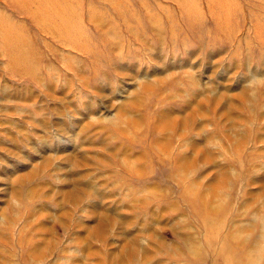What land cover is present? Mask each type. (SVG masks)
<instances>
[{
    "label": "rangeland",
    "instance_id": "1",
    "mask_svg": "<svg viewBox=\"0 0 264 264\" xmlns=\"http://www.w3.org/2000/svg\"><path fill=\"white\" fill-rule=\"evenodd\" d=\"M0 264H264V0H0Z\"/></svg>",
    "mask_w": 264,
    "mask_h": 264
},
{
    "label": "bare ground",
    "instance_id": "2",
    "mask_svg": "<svg viewBox=\"0 0 264 264\" xmlns=\"http://www.w3.org/2000/svg\"><path fill=\"white\" fill-rule=\"evenodd\" d=\"M136 136H137V135H136ZM136 136H135V137H136ZM158 144H160V143H158ZM179 161H181V159H179ZM180 169H181V167H180ZM207 193H208V192H207ZM104 219L107 220L106 217H104ZM104 219L98 224V225H99L98 228L101 229V230H104V228H105V226H106V223H107V222H105ZM99 231H100V230H99ZM96 234H97V233H96ZM225 237H227V236H225ZM227 238H228V240H229V243H230V241H231L232 243H234V242H233V239H230V237H227ZM227 238L223 239V241H222V242H223V249H224V250H230V249L232 248V246H233L232 243H230V245L227 243ZM243 256L245 257L244 254H243ZM243 262H244V261H241L240 263H243Z\"/></svg>",
    "mask_w": 264,
    "mask_h": 264
}]
</instances>
